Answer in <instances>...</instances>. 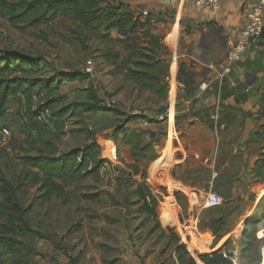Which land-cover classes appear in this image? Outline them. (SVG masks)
I'll use <instances>...</instances> for the list:
<instances>
[{"label":"rangeland","instance_id":"374dc122","mask_svg":"<svg viewBox=\"0 0 264 264\" xmlns=\"http://www.w3.org/2000/svg\"><path fill=\"white\" fill-rule=\"evenodd\" d=\"M103 1L120 3L124 0ZM175 3L174 0L167 2L169 8L174 7L172 14L177 11ZM177 29L175 46L164 40L170 51V62L174 57L171 49L177 48L182 37L180 27ZM118 36L116 31L107 35L103 26L79 29L72 16L60 15L41 25L16 27L0 15V55L19 51L39 59L41 64L33 67L32 76L56 79V75L69 74L71 70L84 72L86 62L93 60L95 77L88 75L79 83L63 81L54 92L60 96L61 104L87 101L89 91H95L102 100L120 102L121 91L125 101L134 98V87L122 76L115 75L103 56L108 52L126 56ZM81 39L86 41L85 45ZM2 68L0 76L10 75L5 65ZM179 89L177 87V94ZM81 94H84L83 98ZM169 96L167 100L154 95L142 97V102L146 101L147 105L141 111L146 112L149 108L158 111L156 114L164 112ZM17 104L15 99L11 100L4 121L12 136L0 142V185L5 182L11 185L8 190L0 188V232L13 224L21 227L22 234L17 235L22 248L19 256L30 264H181L177 250L183 245L184 256L191 255L197 264L202 261L200 254H210L218 248L233 255L236 264H264V175L251 180L262 185L257 200L250 196L251 202L254 200L257 206L260 205L259 211L246 218L247 221L242 219L233 224L231 218L245 203V196H239L224 210L221 200L212 193L194 195L195 191L179 182L177 173L181 171L179 163L185 150L178 142L177 116L172 125L175 137L166 156L168 166L151 175L154 162L167 147V136H160L158 144L148 143L149 147L140 150L146 145L144 132L136 133L138 136L135 137L122 131L125 135L122 137L119 128L115 135L113 130L103 131L102 123L106 122L103 116L81 111L79 107L65 117L62 133L46 129L40 138L38 131L30 133L17 118ZM151 121L156 120L149 123ZM166 128L169 131L167 122ZM93 140L100 145V157L105 162L89 177L66 182L62 195L43 201L39 185L24 180L27 171L22 163L24 156L62 155L87 147ZM107 140H111L114 147L113 157L106 155ZM133 152L138 158H133ZM169 181L172 184L168 185ZM139 185L147 186L157 198L155 215L146 211L143 200L136 195ZM190 203L194 205L193 222L189 221ZM171 208L175 217L170 216ZM201 210L208 211L207 217L212 216L206 227L201 218L198 220ZM10 214L14 216V223ZM220 219L224 221L218 224ZM216 226L228 233L233 230L218 246H215L217 237L213 230ZM208 227L211 231H204Z\"/></svg>","mask_w":264,"mask_h":264},{"label":"crops","instance_id":"0c3cea01","mask_svg":"<svg viewBox=\"0 0 264 264\" xmlns=\"http://www.w3.org/2000/svg\"><path fill=\"white\" fill-rule=\"evenodd\" d=\"M168 1L171 0H124L122 3L129 4L139 14L148 10L155 17L152 32L165 35V41L169 37L174 46L176 30L180 27L182 37L177 48L171 49L174 57L170 62V72L177 79L180 65L189 70L192 73V84L188 88L192 91L188 93L181 83L176 116L180 132L178 142L185 153L179 163V182L195 191L194 195L212 193L217 196L224 210L239 196H245V203L232 216L231 222L234 224L242 219L247 221L246 218L259 211L260 205L257 206L254 200H257L258 191L262 188V185L254 184L251 180L256 178L253 170L264 153V139L259 141L255 138L264 124V106L261 101L264 88V28L261 37L252 40L241 60L233 64L230 73H223V62L231 44L237 41L247 22L248 11L260 0H224L216 15L194 6L191 0H174L177 11L172 14L174 7L169 8ZM125 81L134 87V98L127 102L123 92L119 93L118 108L122 114L112 110H99L95 113L99 117L103 116L106 121L102 123L103 131L113 130L114 135L118 128H123V131L135 137L138 136L136 133L144 132L143 140L154 145L158 144L160 136H167V147L152 166L151 175H154L156 171L168 166L167 151L175 137L173 123L167 131V128L164 129L166 122L151 121L144 125L140 117L129 120L128 116H136L139 110L145 109L147 104L146 101L142 102V97L151 96L152 93L141 90L132 81ZM203 81L208 83V87L201 91L199 84ZM174 89L172 86L171 102ZM157 112L148 108L144 113L152 120ZM213 114H216L215 119L212 118ZM118 133L125 137L122 130ZM169 184L172 182L169 181ZM250 196L255 197L252 202ZM202 210L198 213V220L201 218L206 227L212 220V216L207 217L206 213L211 210ZM174 212L171 208V217H175ZM206 230L211 231L209 227ZM232 233L233 230L226 236Z\"/></svg>","mask_w":264,"mask_h":264},{"label":"trees","instance_id":"16d2710c","mask_svg":"<svg viewBox=\"0 0 264 264\" xmlns=\"http://www.w3.org/2000/svg\"><path fill=\"white\" fill-rule=\"evenodd\" d=\"M0 15L7 17L16 27L41 25L65 15L72 16L82 30L97 25L103 26L107 35H110L111 31H116L119 35L118 41L127 54L126 56L120 52L103 54L113 73L132 81L141 90L149 91L158 98L168 99L170 85L166 82V77L170 73V51L164 43L165 35L152 32L155 17L150 12L144 17L122 1L105 3L103 0H0ZM167 40L170 42L169 37ZM81 43L85 45L86 41L81 39ZM40 64L39 59L19 51H8L5 55H0V72L4 69L3 65L10 71V75L0 76V131L7 127L4 121L8 116L12 99L18 102L17 118L30 133L38 131L40 138L46 129L62 133L66 125L65 117L79 107L84 112L112 110L122 114L118 107L102 106L103 100L95 91H89L87 101L61 104L60 96L54 93L60 84L63 81L86 80L88 74L71 70L69 74L56 75V79L30 75L34 71L33 67ZM177 80L186 87L188 93L192 91L188 88L192 84V73L182 65L179 66ZM38 86L40 88L36 90ZM261 101L264 106V88ZM136 117L138 116H128V119ZM121 130L123 131V128ZM255 138L259 141L264 139V124L255 134ZM147 147L148 143L140 150ZM132 155L133 158H138L135 152ZM100 156L101 147L96 140L87 147L62 155L42 153L26 155L22 162L27 167L24 180L39 185L41 198L48 201L52 196L64 193L66 182L80 181L99 169L105 162ZM253 172L255 177L264 175V153ZM0 188L8 190L11 189V185L5 182ZM135 193L143 200L146 211L155 215L158 201L152 191L147 186L139 185ZM15 206L19 209L17 204ZM9 216L14 223L13 214ZM223 221L220 219L218 224ZM20 230L21 227L13 224L0 232V264H30L28 260L19 256L22 251L21 241L17 236L22 234ZM213 230L217 243L228 233L218 226ZM177 252L181 264H197L191 255L184 256V245L180 246ZM199 258L205 264H235L234 256L224 253L222 248L210 254H200Z\"/></svg>","mask_w":264,"mask_h":264},{"label":"built area","instance_id":"2783aa9c","mask_svg":"<svg viewBox=\"0 0 264 264\" xmlns=\"http://www.w3.org/2000/svg\"><path fill=\"white\" fill-rule=\"evenodd\" d=\"M223 1L224 0H191L194 6L207 10L208 13L211 15H216L218 13ZM142 14L148 15V10H144ZM263 28H264V0H260L248 11L246 24L241 29L237 41L231 44L230 46V50L225 58V61L223 62L224 74L230 73L233 64L241 60L243 55L247 52L250 46V42L254 39H258L261 37ZM83 71L84 73L88 74L91 77L96 76L93 60H88L86 62ZM173 79L175 80L176 83V92L173 103L171 102V98L169 96V104L166 110L164 112L156 114L153 118L158 122H167L168 125H170V112L172 106L174 109V117L176 116V106L178 104L177 87H180L181 85V83H179L178 80L174 78L170 72L169 75L166 77V82H168L170 85L169 94L171 93L172 90ZM207 87H208V83L205 81L199 84V90L201 91L205 90ZM103 105L107 108H116L118 107L119 104L115 99H105L103 100ZM136 115L142 119V124L144 125L149 124L151 119L147 116L146 113L139 110ZM212 118L215 119L216 114H213ZM11 136L12 133L10 132L9 128L3 127L0 131V142L6 141ZM188 213H189V221L193 222L194 205L192 203H190V209ZM234 263L236 264L235 260Z\"/></svg>","mask_w":264,"mask_h":264},{"label":"bare ground","instance_id":"6f19581e","mask_svg":"<svg viewBox=\"0 0 264 264\" xmlns=\"http://www.w3.org/2000/svg\"><path fill=\"white\" fill-rule=\"evenodd\" d=\"M173 83H175V82L172 81V86H174ZM175 85H176V84H175ZM173 101H174V100H172V103H173ZM174 120H175V117H174V109H173V106H172V109H171V112H170V124H171V123H174ZM105 144H106V153H107L109 156L113 157V155H114V147H113V145H112V143H111V140L106 141ZM199 264H205V263L202 262V261H200Z\"/></svg>","mask_w":264,"mask_h":264}]
</instances>
